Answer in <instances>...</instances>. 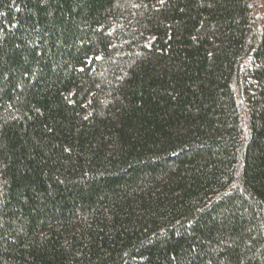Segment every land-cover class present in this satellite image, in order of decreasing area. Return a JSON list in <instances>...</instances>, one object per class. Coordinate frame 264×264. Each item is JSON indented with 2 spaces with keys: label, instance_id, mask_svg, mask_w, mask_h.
<instances>
[{
  "label": "trees",
  "instance_id": "16d2710c",
  "mask_svg": "<svg viewBox=\"0 0 264 264\" xmlns=\"http://www.w3.org/2000/svg\"><path fill=\"white\" fill-rule=\"evenodd\" d=\"M0 264H264V0H0Z\"/></svg>",
  "mask_w": 264,
  "mask_h": 264
},
{
  "label": "rangeland",
  "instance_id": "374dc122",
  "mask_svg": "<svg viewBox=\"0 0 264 264\" xmlns=\"http://www.w3.org/2000/svg\"><path fill=\"white\" fill-rule=\"evenodd\" d=\"M250 61H251V56H248L247 58H245L243 62L244 66L248 65Z\"/></svg>",
  "mask_w": 264,
  "mask_h": 264
}]
</instances>
